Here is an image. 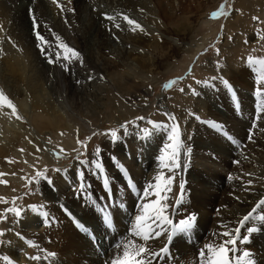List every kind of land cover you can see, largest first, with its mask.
I'll return each mask as SVG.
<instances>
[{
    "label": "rangeland",
    "instance_id": "obj_1",
    "mask_svg": "<svg viewBox=\"0 0 264 264\" xmlns=\"http://www.w3.org/2000/svg\"><path fill=\"white\" fill-rule=\"evenodd\" d=\"M44 1L47 2L46 6L52 9V13L59 12L52 0ZM58 2L64 9H74L69 12L75 17L78 15L76 8L79 5V12L85 17L81 22L82 27L77 31L62 29V40L65 43L71 46L69 42L74 41L82 46L85 42L92 46L91 24L97 28L96 38L105 39L103 34L105 33L110 42L106 45L103 41L102 45L98 44L97 48L93 49L92 61L96 68L86 70L81 77L80 75L71 77L62 66V75L65 76L64 81L68 86L65 93L62 92L57 80L42 76L39 82L45 83L44 87L48 95H51L52 103L57 107L55 109L65 112L71 130H65L61 126L55 129L53 124L34 118L36 115L29 126L24 120V108H18L23 96L18 95L20 93H17L14 87L22 86V82L19 80L13 84L6 82L7 75L3 74L0 62V90L13 101L18 113L23 117L22 121H18L15 117H9L10 110L0 109V173L8 174L0 177L7 181V185L0 184V197L6 198L9 202L0 203V211L11 206L12 198L17 196L23 198L16 201V206L43 205V210L55 218L49 225L46 226L43 222L37 225L38 229L28 233L27 227L21 226L12 214H8L7 219L0 222V231L4 232V235L0 236V264H20L13 239L17 233L24 237L27 243L31 242L28 243L29 258L42 257L38 261L29 259V264H52L54 261H62V239L74 231L63 220L66 215H63L62 208L65 209L66 202L62 199V192L57 193V187L61 190L63 187L65 191L74 187L77 190L78 204L88 210L85 216L93 218L96 222H101L102 204L111 203L108 199L111 192L117 201L113 206L116 211L110 212L114 221L112 229L116 232L118 230L124 232L125 229L128 231L135 214L129 213L122 205V197L128 188L127 184L123 186L114 177V171L118 168L117 164L123 165L128 172H133L141 180L137 184L140 189L146 186L148 179L161 171L157 167L151 169V166L155 161L154 156L160 155L159 148L166 142L165 136L158 132L145 140L137 135L140 129H151V125L147 123L149 120L170 125L171 117L175 116L182 133L184 147L178 159L183 170L179 175H174L179 168L171 173L163 170L173 178L171 190L166 193L170 206L178 199L181 201L180 207L190 205L188 199L181 195L180 185L195 183L192 176L195 171L193 166H198L200 170L211 167L226 173L227 180L235 178L239 181L254 180L264 183V114L257 122L258 126L252 129L253 139L251 141L248 139L249 129L255 119L257 101L254 92L258 87L264 90V84L257 83L259 73L254 71V67L259 65L250 66L247 63L249 56L264 59V39L259 38L264 37V0H84L81 3L79 0H58ZM28 3L30 4V0H19L15 7L30 10L31 5ZM221 4L225 5V11L229 8L233 11L226 17L212 19L211 13ZM104 14L115 19L106 20ZM125 14L141 25L144 32L139 30L133 32L132 26L121 18ZM253 16L259 17V22L253 21ZM116 25H119V28ZM136 33L151 38L153 46L148 45L147 48L141 44L140 48L136 47L130 41V37ZM24 38L22 46L26 43L24 48L30 49L29 57L37 59L36 53L40 52L31 47L33 43L31 40L27 42L29 40L27 36ZM130 52L136 53V57H140L141 54L148 56L151 63L141 68L129 58ZM36 59L34 65L41 66L40 61ZM63 63L66 62L62 61ZM72 64L75 67L81 65ZM89 64L92 63L88 62L86 66ZM239 75L245 77L247 84L238 79ZM181 77L183 79H178ZM214 77L217 79L213 80ZM174 79H178L177 84L169 89L163 87L169 80ZM222 80H227L231 85L236 95L235 101L232 99V92L228 91ZM64 81L62 80V83L65 85ZM197 81L209 83L205 85ZM192 90L197 94H193ZM77 91L78 93H74ZM236 103L239 104V111L236 109ZM196 116L200 117V120H197ZM136 117H145V120L136 121ZM207 120L222 124L228 137L203 123ZM125 121L134 122L133 125H129L131 134L123 136L121 130L122 139L112 143L111 138L103 133L109 129H119ZM77 139L86 142V149L77 144ZM193 145H197L200 150L192 149ZM98 146L101 149L99 159L103 164L105 177L109 180L108 191L105 190L106 186L103 183L105 177L94 174V168L88 166L82 168L78 162V158L91 161ZM218 147H223L222 150L225 152ZM131 148L136 151V157L132 156ZM81 152L85 154L81 156ZM209 152L213 153V158ZM9 159L13 162L9 163ZM225 163L230 167L227 168ZM33 166L41 171L46 167L47 176L51 178L52 184L49 185L45 181L27 184V180L22 177L34 176ZM54 169L61 171L57 172ZM78 171H82V177H78ZM66 176L75 179L74 181L70 179L71 185L62 184ZM81 183L86 185L85 191L89 193V197L83 196L79 191ZM199 184L206 186L208 191L215 190L214 181L205 175L201 176ZM219 192L223 197L235 196L244 204H248L253 197L238 186L221 189ZM261 195L255 194L253 198L258 197L255 198V203L264 199V194ZM93 200L97 201L94 206ZM170 208L166 214L171 213ZM262 210L264 208L257 211L263 214ZM70 213L71 216L66 217L68 221L74 222L75 218V221L83 224L88 230L95 229L94 225L88 226L84 220H79L73 211ZM181 215L179 213L177 217ZM256 216L254 215V218ZM37 217L38 213H34L33 218ZM255 220L257 229L255 235L264 234V229L259 227L262 224L256 218ZM94 224L97 226L98 223ZM82 233L90 245H93L92 251H88V257L99 259L101 253L89 239V233L93 232ZM157 241H163V238H158ZM48 253H53L54 256L47 257ZM66 255L63 256L64 259L68 258V254ZM5 256L9 257V260L4 263Z\"/></svg>",
    "mask_w": 264,
    "mask_h": 264
},
{
    "label": "bare ground",
    "instance_id": "obj_2",
    "mask_svg": "<svg viewBox=\"0 0 264 264\" xmlns=\"http://www.w3.org/2000/svg\"><path fill=\"white\" fill-rule=\"evenodd\" d=\"M18 1L19 0H0V28L3 29V31H0V50H2L0 51V62L3 74L6 73L7 75L6 82L12 84L16 83L17 80L22 82V86L14 87H16L17 93H20L18 95L23 96L22 101L18 103V108H24V120L29 126L32 125V119L40 118L42 121L53 124L55 129L61 126L65 128V130H71V126H69L68 122L66 121L65 112L62 113V111L55 109L57 107H55L52 103L50 99L51 95H48V92L44 87L45 83H39L42 79V76L46 77V79L57 80L56 82L58 83V85L62 87V92L65 93L67 84L66 81H64L65 76L63 77L62 75V62L48 64L46 57L41 56V54L38 52L36 53L38 54L37 59L31 56L29 57L28 51L30 49L28 50L27 47L24 48L26 43H24V45L22 46V38L25 37L24 39H26L27 36V39L29 38L27 42L31 40V42L33 43V46L31 47L36 48L35 37L33 35V32L30 31V28H32V19L30 18V13L27 8L18 9L17 7H15L17 6L16 3ZM83 1L84 0H79L80 3ZM46 4L47 2H45L44 0H30L29 5H31L30 9L36 16L38 24H40L38 30L41 32L42 35L47 36L49 40H51L53 46H55L56 41L53 37V33L62 39V29L77 31L79 28L82 27L81 22L84 16L82 17L79 12V5L76 8L78 15L75 17L74 15L72 16V13L66 10L61 11L60 9H58L59 12L52 13V9L50 10V8L46 6ZM80 9L82 11L83 7H81ZM85 12L86 11H84L83 13L85 14ZM44 24H47L52 31L49 32L48 29L44 27ZM90 30H93L92 32H90L92 33L91 44L93 48L91 45L85 42L82 43V46L74 41L69 42V44L71 45L70 47L77 50L81 56L80 60L72 62L75 64H81L80 66L75 67L72 63L68 64L69 70L67 71L69 72L71 77H76L79 75L81 77V75H83L86 70L88 71L90 68H96L94 62L92 61L94 56L93 49L95 47L97 48V45L101 44V42L103 43V41L106 43V45L108 42H110L109 39L106 38L105 33H103L101 30L100 32L104 34L105 39L99 37L96 38L97 35L95 37V34L96 32L98 33V31H96L97 28L94 24L90 25ZM145 36L146 35L136 33L134 34V36L130 37V41L134 43L136 47L139 48L141 44H144L147 48L148 45L153 46L151 38H146ZM82 40L83 37L81 36L80 41ZM12 42H14L15 47L13 46ZM135 54L136 53L130 52L128 53V56L132 59V61L138 63L141 68L144 67V65L149 66L151 60L148 56L141 54L142 56L140 55V57H136ZM54 58L55 57L53 54V59ZM35 59L40 61L41 66L34 65ZM88 62H91L92 64L86 66ZM231 78L233 79V75H231ZM238 79L241 80L244 84H247V81L243 75H239ZM62 80L65 82V85L62 83ZM74 93H78V91ZM68 107L71 108V106ZM34 115H36V117H34ZM222 148L223 147H218V149L220 150H222ZM192 149L197 151L200 150L197 145H193ZM49 150L50 149H47V151ZM131 152L133 154L132 156L136 157V151H134L133 148H131ZM222 152L225 151L222 150ZM209 155L213 158L212 152H209ZM156 157L157 156H154L153 158L155 161L153 162L151 169L156 167L159 168ZM226 164L227 163H225V165ZM226 167L228 168L230 166H228L227 164ZM193 169L195 171L192 173V176L193 178H195V183L184 185L183 190L181 189V191L183 192V195L182 193L181 195L188 199L190 205H185L184 207H180L179 205L178 211H175L174 209L176 208V202H173L172 207L170 208L171 213H165V215H169L174 222H178L180 219L185 218L187 215L195 213L196 220L194 227L186 235L180 234L174 237L168 245L167 255L170 256L165 257L161 261L157 260L156 262H154V264H156L157 262H163L165 264H202L201 257L199 256L200 250L203 249L206 244H215L222 239H226V237H222L218 234L222 233L226 229L231 230L235 227H238L239 225L236 222L257 204L255 203V198L261 195L262 193L264 194L263 182H255L253 180L251 181V183H249V181H239L235 178L227 180L228 178L226 179V173L215 170L211 167H206L204 170H200L198 166H193ZM182 170L183 169L181 166L179 170L174 173V175H179ZM128 174L129 175L127 177L124 176L118 170V168L114 171V177L117 178L120 181L119 183H121L123 186L124 184H127V181L129 179L136 185L141 182V180L138 179V177L133 172H128ZM202 175H205L211 181H214V191H208V188L206 186L204 187V185L199 184ZM153 178L148 179L146 181V184L147 182L152 181ZM70 179L71 178H69V176H66L65 181H63L62 184H64L65 186L71 185ZM71 180L74 181L75 179ZM197 180L198 182H196ZM170 186L171 184L169 185V187ZM236 186H238V188L241 187L242 189H245L249 193L247 194L246 192V194L249 196L254 197L255 194L257 196L255 198L251 197L252 199L250 200V202L248 204H244L235 196L223 197L222 193L219 192V190L221 189H230V187ZM56 189H58V194L60 193V191L62 192V199H64L66 202L65 209H67L68 213L73 211L77 215V218L79 220H84L88 226L94 225L95 229H89V231L93 232L96 239L99 240V247L103 250L104 257H102L103 254L98 257L99 259H90L88 257V251H92L93 245H90L87 237L82 235V231L78 230L77 224L75 222L68 221V214H66L64 208H62L63 215H66L67 217L63 218V220L68 223V225L74 232L69 233L68 235H66V237L62 239V250L60 249L62 251V261H54L52 264H81L82 262H88L90 264H110V260L116 251L113 246L119 241V239H129V237L126 235L127 230L125 229L124 232L119 231L118 229L117 232L113 229L106 230L102 226V222H96L93 221V218H87L85 215L88 210L78 204L76 198L77 190L74 187H72L71 190L67 191H65L63 187L62 190L60 189V187H57ZM138 189L140 188L138 187ZM139 195V192H137L136 194H132L128 189H126L125 196L122 197V205L126 208L129 213L137 214V203ZM261 196L263 197V195ZM149 199H151V197H149ZM118 202L121 203V201ZM107 205H105V203L102 204V206ZM114 210L115 209L113 206L109 209L110 212H115L116 210ZM262 211L264 214V210ZM179 213H181L182 215L177 217ZM260 213L257 211V213L254 215H261ZM33 214L34 212H32L31 210L25 211L24 217L22 218L23 222H21V220L18 222L21 226L28 228V233L32 232L35 229H38L39 227H37V225H41L43 223V219L40 216L37 218H33ZM258 221L262 224L259 225V227L264 229V221ZM94 222L98 223L97 226L94 224ZM247 227L256 228V220L254 217L248 222L245 227L241 228L240 235H247L249 239L246 243H241L239 241L237 242L236 247L238 248V252L235 255H240L243 251L247 250L251 253V258L254 259L255 264H264V239H260L261 237H264V234L256 236L255 234L257 233V231L247 233ZM161 230L162 235L160 237L151 239L146 244V246L152 251H157L167 245V235L163 234L165 231L164 229ZM99 233L100 235H98ZM21 237L22 236L17 235L15 238H13L15 244V253L19 257L20 264H29L28 262L30 260L28 257V243L24 237L23 239H21ZM161 237L163 238V241H157L158 238ZM137 242L144 243L143 241ZM12 252L14 251L12 250ZM100 253L102 252L100 251ZM66 254H68V258L64 259L63 256H67ZM12 256L15 257L14 254ZM101 257L104 259H102ZM13 260L14 259H12V261ZM5 262L6 261H4V263Z\"/></svg>",
    "mask_w": 264,
    "mask_h": 264
},
{
    "label": "snow or ice",
    "instance_id": "obj_3",
    "mask_svg": "<svg viewBox=\"0 0 264 264\" xmlns=\"http://www.w3.org/2000/svg\"><path fill=\"white\" fill-rule=\"evenodd\" d=\"M52 3L56 5L58 9L61 11H74V9H64L62 5L58 2V0H52ZM233 9L229 8L228 11H225V5L221 4L216 11L211 13L212 19H218L220 17H226L232 12ZM30 18L32 19V32L35 37L36 48L40 51L41 56L46 57L48 64L63 63L62 66L65 70H68V64L74 61H78L81 59L80 53L74 48L70 47L67 43H65L59 36L53 33V37L56 41L55 46H53L51 40L45 35H42L38 30L40 24L37 22L36 16L33 14L32 10H29ZM104 18L106 20L112 21L115 18L104 14ZM129 26H132L131 30L133 32L139 30L140 32H144V29L139 25L135 20L130 19L127 15H122L121 17ZM253 21L259 22V17L253 16ZM44 27L51 32V28L48 27L47 24H44ZM119 28V25H116ZM223 28V26H221ZM0 31H3L0 28ZM146 34V33H145ZM260 39H264V37H259ZM11 42V41H10ZM13 46L15 47L14 42ZM2 51V50H0ZM206 51V50H205ZM54 54V59H53ZM217 55H219V51L217 50ZM247 63L250 66L259 65V67H254V71L259 73L257 77V83L264 84V59H254L249 56L247 58ZM217 66L219 67V62H217ZM191 73V68H189V74ZM103 78V77H101ZM91 80L92 77L90 76ZM183 79V77L178 78ZM178 79L169 80L164 84L165 89L171 88L173 85L178 83ZM217 79L214 77L213 80ZM197 83L208 84V81H197ZM222 83L228 89L229 92H232V99L236 100L235 92L232 90L231 85L227 80H222ZM180 91H184V89H180ZM193 94H197L195 90H192ZM254 95L256 97L255 104V119L252 123L251 128L249 129L248 139L251 141L253 139V131L258 126V121L262 118V114H264V90L258 87L255 89ZM0 109H8L10 110L8 115L9 117H15L16 120L22 121L23 117L17 111L16 105L13 101L2 91L0 90ZM236 109L239 111V104L236 103ZM165 115H168L165 113ZM194 115V114H190ZM136 121H143L145 117H136ZM197 120H200V117L196 116ZM172 123L170 125L158 123L154 121H147L149 125H151V129L143 128L137 133L139 137L142 139H149L152 135L161 132L166 138V142L159 148V153L156 157L158 162V166L161 171L153 178L152 181L147 182L146 186L141 190L138 189L137 185L133 183L130 179L127 181V188L132 194L140 193L138 197L137 203V214L134 216V221L132 222L131 227L128 229L126 235L129 237L127 240L118 241L113 247L115 248V253L110 260V264H154L157 260H163L168 254V246L160 248L157 251H152L149 249L146 244L149 240L160 237L162 235V230L164 229V233L167 235V239L169 242L173 240L174 237L180 234L189 233L195 224L196 215L195 213H191L187 215L185 218L180 219L178 222H174L169 215H165V212L172 206L167 203L166 193L170 191L169 185L171 184L172 177L166 175L163 171L164 169L167 172L171 173L176 169L181 167L179 162V156L181 155V149L184 147L183 141L181 139L182 133L180 131V126L178 122H176V117H171ZM206 125L210 126L217 132L222 133L226 137H228V133L224 131V126L218 122L207 120L203 121ZM133 121H125L120 125L119 129H109L107 132L103 133L106 136L111 138L112 143H117L122 139V135L120 134L121 130L123 131V136L130 135L129 125H133ZM138 127V125H136ZM230 138V137H229ZM90 139V138H89ZM31 142V141H30ZM77 144L80 145L81 148L86 149V142L80 141L77 139ZM39 151V149H37ZM23 151V150H21ZM63 151V149H61ZM190 152V149H189ZM101 149L99 146L95 149V153L89 161L88 159H79L78 162L83 168L84 166H88L95 169L96 175H100L105 177L103 164L100 161ZM85 153L81 152L80 155H84ZM59 157V153H57ZM115 161V157H113ZM9 163H12V160H8ZM239 163V161H236ZM35 169V166H33ZM118 170L124 175L128 176L127 170L121 164H117ZM54 171L60 172V169H54ZM48 169L45 167L43 171L39 169H35V175L31 178L22 177V179L27 180V184L31 185L33 183L39 184L41 181L47 182L49 185L52 184V180L47 176ZM8 175L6 173H0V177ZM11 175H15V173H11ZM78 177H82V171L77 172ZM103 183L105 184V190L108 191L107 185L109 184V180L105 177L103 179ZM251 183V181H249ZM0 184L7 185V181L4 179H0ZM181 189L183 190L184 185L181 183ZM86 185L81 183L79 184V191L83 196L89 197V193L85 191ZM15 191V189H13ZM183 195V192H182ZM149 197H155V199H149ZM23 197L14 196L12 198V205L0 211V222L7 219L8 214H12L16 221L19 222L23 217L24 213L27 210H31L34 213H38V215L43 219L45 225H49L54 221V217H50V214L47 211L43 210V205H27L24 206H16V201L18 199H22ZM109 201L111 202L107 206H102L100 209V216L102 226L106 230H111L114 226L113 217L110 214V207L116 205L117 201L112 196L111 192H109ZM0 203L8 204V200L4 197H0ZM97 203V201H92L93 206ZM181 201L178 199L176 201L175 211H178V206ZM122 206V205H121ZM264 208V199H260L257 204L248 211L245 215L242 216L236 223L239 225L231 230H225L218 235L222 237H226V239H222L215 244L209 243L204 246L203 249L200 250L199 256L201 257L202 264H255L254 259L251 258V253L247 250L243 251L240 255H235L238 252V248L236 247L237 242L246 243L249 237L247 235L241 236V228L245 227L250 220L253 219L254 214L257 213L258 209ZM66 214L71 216V213L67 212V209H64ZM257 220L264 221V214L257 215L255 217ZM74 222L77 224V227L80 228L81 231L89 233V230L78 221ZM247 233H252L257 231L254 227H247ZM92 235V239L99 246V241H96L95 235ZM4 232L0 231V236H3ZM19 236L20 234L17 233ZM23 239V237H21ZM137 241H143L144 243H138ZM31 244V242H28ZM232 254V255H230ZM54 256L53 253H48L47 257ZM5 261L9 260V257H3ZM29 259L38 261L41 260L40 256H32Z\"/></svg>",
    "mask_w": 264,
    "mask_h": 264
}]
</instances>
